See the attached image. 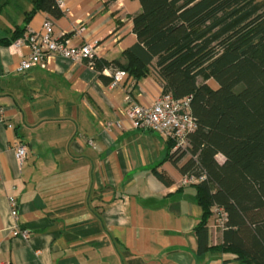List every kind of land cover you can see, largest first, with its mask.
<instances>
[{
  "label": "crops",
  "instance_id": "crops-1",
  "mask_svg": "<svg viewBox=\"0 0 264 264\" xmlns=\"http://www.w3.org/2000/svg\"><path fill=\"white\" fill-rule=\"evenodd\" d=\"M32 1L0 0V40L50 17L56 35L83 26L73 43H95V56L109 63L124 64L137 42V0H57L60 17L38 10L25 23ZM12 42L0 43V264H237L230 253L197 252L195 187L181 184L170 139L130 127L109 67L51 56L45 68L18 72L28 49ZM161 92L151 72L133 87L145 105ZM18 144L28 148L22 162ZM213 218L208 246L221 242Z\"/></svg>",
  "mask_w": 264,
  "mask_h": 264
},
{
  "label": "trees",
  "instance_id": "trees-1",
  "mask_svg": "<svg viewBox=\"0 0 264 264\" xmlns=\"http://www.w3.org/2000/svg\"><path fill=\"white\" fill-rule=\"evenodd\" d=\"M137 1L140 11L132 16L137 42L122 53L125 63L93 58L92 68L123 69L135 80L151 72L162 92L191 96L197 127L186 150L169 157L176 166L182 160L183 175H204L190 183L202 210L195 226L197 252L230 253L237 264H264V0ZM32 4L25 23L38 10L62 15L57 0ZM24 31L17 27L0 43L9 44ZM214 208L225 217L221 242L208 246Z\"/></svg>",
  "mask_w": 264,
  "mask_h": 264
},
{
  "label": "built area",
  "instance_id": "built-area-1",
  "mask_svg": "<svg viewBox=\"0 0 264 264\" xmlns=\"http://www.w3.org/2000/svg\"><path fill=\"white\" fill-rule=\"evenodd\" d=\"M62 7L61 3H58ZM53 21L50 17L44 18L38 30H26L22 36L16 38L12 43L17 48H27L28 53L22 57L17 64L18 72H25L31 68H45L46 61L51 56H58L65 60L75 62L85 61L92 67V59L97 58L94 54L95 43H73V38L82 34L84 27L74 28L72 35L53 33ZM111 88H121L126 94V115L131 128L155 132L173 142L174 152L186 150L188 136L197 127L194 117L190 113L191 96L176 98L169 92L161 94L149 105L140 104L133 97V87L136 80L125 70L110 68ZM119 126L118 123H116ZM108 130V124L105 127ZM94 146L93 140H88ZM14 154L19 162H22L27 154L28 148L25 144H18L14 148ZM204 179V175H184L181 184L197 183ZM12 215L15 216L16 206L11 200ZM219 218L215 221L214 227L222 228L225 214L219 208L213 209ZM26 235V232H22Z\"/></svg>",
  "mask_w": 264,
  "mask_h": 264
},
{
  "label": "rangeland",
  "instance_id": "rangeland-1",
  "mask_svg": "<svg viewBox=\"0 0 264 264\" xmlns=\"http://www.w3.org/2000/svg\"><path fill=\"white\" fill-rule=\"evenodd\" d=\"M208 83H209L211 86H215V83H214L212 80H209ZM216 160H217L219 163H222L223 160H224V158H223L222 155L218 154V155L216 156ZM218 218H219V215L216 214V215H215V218H213V222H214V224H215L216 219H218Z\"/></svg>",
  "mask_w": 264,
  "mask_h": 264
}]
</instances>
